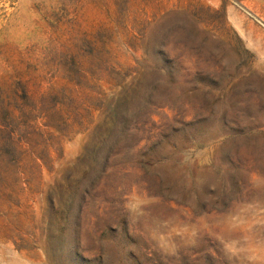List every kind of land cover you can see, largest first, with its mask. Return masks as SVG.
I'll return each mask as SVG.
<instances>
[{"label": "rangeland", "instance_id": "1", "mask_svg": "<svg viewBox=\"0 0 264 264\" xmlns=\"http://www.w3.org/2000/svg\"><path fill=\"white\" fill-rule=\"evenodd\" d=\"M0 264H264V0H0Z\"/></svg>", "mask_w": 264, "mask_h": 264}]
</instances>
